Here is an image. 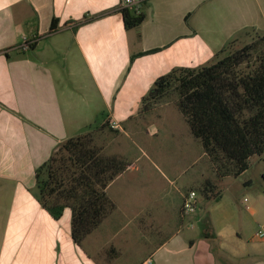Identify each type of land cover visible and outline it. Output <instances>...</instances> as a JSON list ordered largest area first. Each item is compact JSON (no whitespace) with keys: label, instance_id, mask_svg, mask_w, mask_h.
Returning <instances> with one entry per match:
<instances>
[{"label":"crops","instance_id":"obj_1","mask_svg":"<svg viewBox=\"0 0 264 264\" xmlns=\"http://www.w3.org/2000/svg\"><path fill=\"white\" fill-rule=\"evenodd\" d=\"M120 1L0 0V264H264V242L243 238L238 224L246 223L232 208L201 214L198 198L197 213L184 214L189 190L161 191L141 177L157 172L174 184L194 167L188 181L205 185L208 155L182 111L175 102L143 108V98L172 69L206 65L246 30L264 32V0H147L145 19L130 29ZM163 105L173 106V126L166 121L167 137L147 143L158 158L144 148L128 158L114 144L122 123ZM89 126L103 152L127 166L106 189L115 208L78 244L70 209L56 219L35 196V170Z\"/></svg>","mask_w":264,"mask_h":264},{"label":"trees","instance_id":"obj_2","mask_svg":"<svg viewBox=\"0 0 264 264\" xmlns=\"http://www.w3.org/2000/svg\"><path fill=\"white\" fill-rule=\"evenodd\" d=\"M122 13L128 29L145 19L144 12ZM57 23L53 19L51 32ZM258 33L239 49L234 48L237 38L231 39L206 65L172 69L143 98L146 108L175 97L221 177L240 175L251 157L264 154V32ZM107 127L104 123L100 128ZM97 132L98 127L89 126L67 137L35 170V196L56 219L70 209L72 237L78 244L115 208L106 189L127 166L120 156L103 152Z\"/></svg>","mask_w":264,"mask_h":264},{"label":"rangeland","instance_id":"obj_3","mask_svg":"<svg viewBox=\"0 0 264 264\" xmlns=\"http://www.w3.org/2000/svg\"><path fill=\"white\" fill-rule=\"evenodd\" d=\"M258 34V32L253 30L243 32L239 37H237L234 48L239 49L246 43L254 41L257 39ZM174 100L175 97L171 96L167 100L165 99L160 102L174 103ZM158 107L159 108L152 113H145L144 111L135 117L129 118L127 122L122 123L121 127L124 129L120 130L117 135L118 137L114 138V144H122L126 148L125 155H127L128 158H132L134 160L139 156H143V148L149 152L148 154L150 157L155 160L158 158L151 153L147 143L156 144L161 139L164 140L167 137L165 136V133L169 130H166V128L168 125L173 126V121L171 120L173 117V115H171L173 106L163 105ZM157 114H163L162 120L159 119ZM146 121L148 122L146 123ZM166 121H168V125H166V127H162ZM136 125L139 126V131L135 130ZM156 127L159 128L160 133L154 135ZM105 130L107 132L106 136L109 138L114 136L111 127L108 126ZM96 137V142L101 145V139H99L98 132L96 133ZM166 144L169 147L164 148V156H171L173 153L172 146L170 148L169 141H166ZM261 157V155L251 157L249 161V168L240 175H228L221 177L216 171L210 157L207 156V158H204L202 161V165L206 166V172L203 179L205 185L201 188L200 184L190 183L188 181V176L197 171V168L194 167L190 168V170H188L185 174L181 175V177L177 179L174 184H171L165 177L157 174V172L150 174L151 176L149 177L145 174L141 177L155 182L161 191H174L175 188H180L181 191L187 192V190H190L189 188L191 187L200 188L197 189V193H199V204L200 207H202L201 214H206L210 209L213 210L214 214L215 207H217L219 209L218 211L223 214L224 211L230 207L238 214L241 221L244 220L246 223V226L242 225V223L238 224V230L242 234L243 238L246 241L260 243L264 242V237H256L255 234L260 229L264 231V163H262ZM125 160L127 161V158ZM139 162L143 163L146 162V160L145 158H142ZM148 163H150V161ZM203 188L212 194L213 197L218 194L222 196V200L218 206H216L217 204L212 200V198L206 197L202 191ZM34 191H36V186L34 187ZM201 229V224L198 223L196 231L200 232Z\"/></svg>","mask_w":264,"mask_h":264},{"label":"built area","instance_id":"obj_4","mask_svg":"<svg viewBox=\"0 0 264 264\" xmlns=\"http://www.w3.org/2000/svg\"><path fill=\"white\" fill-rule=\"evenodd\" d=\"M147 0H121L120 1V9H129L133 11L135 14H140L143 12V6ZM31 43L25 41V44L22 45V48L29 49ZM112 127L118 129L119 124L117 122L112 123ZM182 211L184 214H195L198 211V193L196 190H189L185 193L183 202H182ZM256 235L258 237H264V231L260 229ZM140 264H153V259L151 257L145 259Z\"/></svg>","mask_w":264,"mask_h":264}]
</instances>
